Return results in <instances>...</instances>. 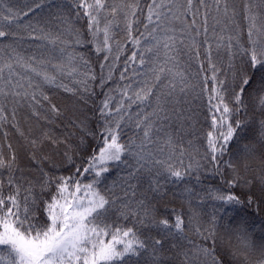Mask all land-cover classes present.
I'll return each instance as SVG.
<instances>
[{"label":"snow or ice","instance_id":"snow-or-ice-1","mask_svg":"<svg viewBox=\"0 0 264 264\" xmlns=\"http://www.w3.org/2000/svg\"><path fill=\"white\" fill-rule=\"evenodd\" d=\"M6 124L28 156L0 149V264H264L227 211L264 210V0H0Z\"/></svg>","mask_w":264,"mask_h":264},{"label":"trees","instance_id":"trees-1","mask_svg":"<svg viewBox=\"0 0 264 264\" xmlns=\"http://www.w3.org/2000/svg\"><path fill=\"white\" fill-rule=\"evenodd\" d=\"M30 3L31 0H18V6L24 7L25 3ZM239 6V5H238ZM25 21L29 19V17H23ZM241 24H243V21H241ZM143 29L141 28V31ZM121 42L123 43V36L118 37ZM130 47V45H129ZM130 54V53H126ZM90 55V62L93 66V69L95 70L96 74L99 76L100 70H99V64L101 61L97 59V57L91 53ZM186 60V57H185ZM124 63V56L121 57L120 65ZM122 68L120 66H117L113 73V81L118 80L119 73L121 72ZM197 70L195 62L191 64L189 67V72L195 73ZM48 91V94L50 97L53 98V101L60 106L61 108L65 109H71L73 105V98L69 95L64 93L62 90L59 89H46ZM17 120L19 122L20 129L25 133V135H35L38 131V125L36 121L29 118V113L26 109H22L18 112ZM62 127V125H61ZM207 125L203 123V121H199L195 125V134L188 137L187 139H192L194 144L200 148L201 152H203V128H206ZM3 131L7 132V137H4L2 134H0V149L4 152L5 156L9 154V149L7 145H12V150L15 152L18 161L20 165L23 167L27 163V156H28V149L26 146V141L23 136H21L14 127H12L9 124H6L4 126ZM129 135H131V132H129ZM199 137V138H197ZM79 163V161H78ZM113 178H115L113 176ZM174 191L179 192V189H175ZM168 201L171 202L170 206L175 207L177 209L184 208L187 209V205L184 201L181 199H177L175 196L172 195V193H168L167 196ZM198 211L201 212V214L206 219L207 216L213 211V207L211 203L205 204V206L202 209H198ZM225 211L224 209H221V212ZM229 212L230 217H247L250 222H254V226L250 229L253 233V239L257 242L264 240V232L261 231V228L264 227V210L259 211L258 213H253V209L245 208L243 206H237L236 208H229L227 209ZM230 222H232L230 220ZM247 226V225H246Z\"/></svg>","mask_w":264,"mask_h":264}]
</instances>
